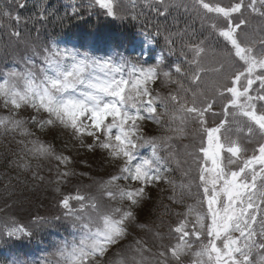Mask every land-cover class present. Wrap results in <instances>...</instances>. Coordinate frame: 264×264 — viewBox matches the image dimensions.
Returning <instances> with one entry per match:
<instances>
[{
	"label": "snow or ice",
	"instance_id": "obj_1",
	"mask_svg": "<svg viewBox=\"0 0 264 264\" xmlns=\"http://www.w3.org/2000/svg\"><path fill=\"white\" fill-rule=\"evenodd\" d=\"M156 2L165 13L168 11L165 0ZM95 3L108 15L117 14L115 0ZM145 3L151 5L152 0ZM24 6L18 3V7ZM194 7L203 11L202 19L212 14L223 21L213 20L209 27L230 45L220 51L213 67L203 62L208 51L203 40L186 45L191 54L190 60L185 56L190 70L176 65L175 72L187 77L194 87L173 79L171 72H162L159 64L145 67L124 56H96L56 43L43 47L42 55L33 46V55L41 56L43 61L38 69L28 58L22 70L13 68L0 77V107L8 110L0 115V130L35 137L18 141L27 155L54 158L66 168L71 163L70 156L57 154L51 143L29 129L31 122L41 130L57 126L70 129L81 147L105 149L121 161L117 174L98 185L104 198L119 204L105 205L97 195L77 190L75 195L59 199V215L36 216L29 222L31 226L9 217L0 224V243L5 238H32L35 230L67 222L77 235L62 241L53 259L34 264H185V259L187 264H264V24H251L253 15L264 20V0H229L227 4L223 0H194ZM5 20L19 22L20 17L2 9L0 27L5 26ZM11 34L20 37L18 31ZM213 55L217 56L215 50ZM208 73L216 78L205 84L203 78ZM161 75L165 83L177 85L167 97L153 95L150 87ZM226 94L229 98L222 109L224 119L209 126L207 115H216V98ZM25 108L37 115L20 117ZM40 113H46V118H38ZM145 120L167 125V130L178 136L187 135L190 124L198 125L192 133L198 138V146L188 153L193 157L197 180L177 184L166 175L167 162L158 154V148L161 141L172 137L143 135L141 122ZM241 133L247 137L244 142ZM254 137L259 139L249 154L246 144ZM86 138L92 143L86 144ZM145 145L151 146V158L137 161L136 153ZM169 156L180 165L174 154ZM21 159L24 162L18 166L29 169L31 161ZM190 171L183 175L188 177ZM71 175V170L59 172L58 182ZM160 182L172 186L169 198L176 203H183L185 194L196 197L195 203L186 205L185 212L177 213L183 219L171 229L177 234L175 243L164 244V235L159 231H153L154 240L159 242L155 252L142 238L123 243L136 223L135 209L145 199L146 188ZM193 186L196 193L192 192ZM55 191L60 192V187Z\"/></svg>",
	"mask_w": 264,
	"mask_h": 264
},
{
	"label": "trees",
	"instance_id": "obj_2",
	"mask_svg": "<svg viewBox=\"0 0 264 264\" xmlns=\"http://www.w3.org/2000/svg\"><path fill=\"white\" fill-rule=\"evenodd\" d=\"M131 1L134 8L131 12L126 14L116 12L115 16H110L89 0H0V10L8 9L13 16L20 17L19 22L5 20V26L0 27V77L13 68L22 70L28 58L35 61L37 69L42 66L41 56L33 55V46L37 52H41V55L42 48L52 43L71 44L82 52L88 51L96 56L112 50L127 53L125 49L133 41L139 29L156 32L159 35L157 42L161 48L170 40L171 44L168 45L171 46L173 53L170 60L178 63L184 70H190V65L185 59V56L188 60L191 59L187 44L201 40L206 46H216L218 43L206 22L208 18L202 19L203 12L192 6L183 4L182 8L170 7L165 13L156 0H152L151 5L146 4L145 0ZM18 3H24L25 6L18 7ZM73 8L76 9L75 12ZM157 8H160V12L156 11ZM187 8L189 10H186ZM133 12L138 19L133 18L131 15ZM252 19L261 25L264 24V20L257 15H253ZM13 31H18L20 37L13 36L11 34ZM175 79L183 80L186 86L190 83L187 77L180 74H177ZM213 112L216 115H207L209 126L219 123L224 116L222 110L213 109ZM5 113L6 110L0 107V115ZM197 127L195 123L190 124L187 133L192 134L193 129ZM170 133L165 127L162 133L159 131L154 136L161 137ZM14 142H16L15 138L8 134L0 137V199L14 195L13 199H20L22 205L29 206L37 198L39 200L43 197L44 187L40 181H37L32 170L22 169L17 164H9V151L17 148ZM182 145L184 144L174 143L171 140L161 141L159 146L162 148L161 157L164 158L172 149ZM197 146L196 140L193 142V149ZM192 161L191 156L186 165L193 167L194 171L195 165ZM175 166L177 167L176 163ZM184 170L185 167L181 173L176 174L180 179L176 183H180L185 178L182 177ZM193 171H191L192 177L195 174ZM176 191L179 193L178 189ZM172 194L173 191L170 189L164 195L159 192L155 197L153 196V204L146 207L147 213L150 212V226L168 229L170 216L175 211L172 206L174 201L169 198ZM185 204L186 201L184 206ZM40 206L38 202L33 207ZM176 209H179V205ZM38 237H42V234L34 232L32 238Z\"/></svg>",
	"mask_w": 264,
	"mask_h": 264
},
{
	"label": "rangeland",
	"instance_id": "obj_3",
	"mask_svg": "<svg viewBox=\"0 0 264 264\" xmlns=\"http://www.w3.org/2000/svg\"><path fill=\"white\" fill-rule=\"evenodd\" d=\"M91 1L95 2V0H91ZM175 1L178 3L187 4L189 6L191 5L194 6V0H175ZM227 1L228 0H223V3L225 4ZM115 3H116V12L119 14H123V13L126 14L134 9L132 4L133 2L131 0H115ZM165 3L168 4L170 7L172 6L173 2L172 0H166ZM132 14L133 13H131V15ZM203 15H201V17H203ZM208 19L211 21L216 20L218 23L221 24L223 23L222 20H218L212 14H209ZM138 39L139 40L137 42V50H136L137 52L144 53L147 51V49L153 48L152 37L147 35H141L138 37ZM216 54L218 56L217 52ZM109 55H113L117 58L119 56H124L128 60L134 63L142 64L145 67L152 66L148 63L140 61L139 58L130 57L127 54H123V53L115 54V52H112ZM103 56H108V54L105 53V55ZM217 56L213 55L212 50H208L203 59L205 66L207 64L214 65L215 59L213 58ZM159 66L162 72L172 71L171 66L163 67L162 62L159 63ZM215 78L216 77H214V79ZM203 79L205 84L209 82L206 81L205 77ZM187 86L194 87V85H191L190 83H188ZM150 87L153 90V95L159 93L162 97H167V95L170 92H175L177 89V86L174 83H165L163 75H161L160 78ZM201 87H204V84H202ZM253 87H255V84L253 85ZM252 94H256L255 91H253ZM158 110H162V109L158 108ZM7 111L8 110H6V113L4 115L7 114ZM33 115H37V114L31 108H25L20 111V117L26 119L30 118ZM46 116H47L46 113H40L38 118H46ZM231 121H232V117H231ZM141 124L143 128V135L145 136H154L159 131L162 133V130L165 127H167V125L157 124L154 120H145L141 122ZM28 127L32 132L35 133L36 136L40 137L42 140L46 142L51 143L54 146L57 154L62 153L65 156H70L71 163L68 164L66 168L64 164H62L61 162L57 161L54 158H47V159L32 158L30 155H27L23 151V145L21 144L19 145L18 143L14 142L13 144L17 147V149L9 151L8 154L9 164L10 165L22 164L24 161L23 159H21V157L30 160L31 167L29 168V170H32V172L35 173L37 177V181H40V184H43L42 185L44 187L42 192L43 197L40 198L39 200L37 198L34 202H31V205L29 206L22 205L20 199H13L12 197H14V195H12V197L8 196L0 199V224H3V222L7 221L9 217H14L18 222L29 225V222L36 216L59 215L61 213V208L58 206L59 199L64 195H75L77 190H79L82 193H91L93 195H97L98 197H100L102 203L105 205H108L109 203L113 205L119 204V202H110L106 198H104L102 196V193H100L99 191L98 185L100 182L107 180L110 175L117 174L121 161L112 158L108 154V151L105 149L96 147L93 150H89L87 147H81L80 141L72 137L70 129L65 130L62 127L57 126L54 129L46 128L41 130L38 126L32 124L31 122H29ZM232 127L234 129L235 125H232ZM2 133H7V132L0 130V137ZM13 135L18 137L19 140H25V141L35 138V137L21 136L19 132H15L13 133ZM232 135L233 136L236 135L235 131H233ZM166 136H171L172 137L171 141H173L174 143L177 142L178 144H184L182 146L172 149L168 153V155L164 156V159L167 162V167L169 169L166 175L169 176L171 179L177 181L180 179L176 177V174L178 172L181 173L184 167H185L184 171L188 170L189 168H191V171H193V167L187 166L186 163L189 161L191 157L188 155V153L194 151L193 142L196 140L198 141V138H194L193 134L191 133H188L185 136H178L175 133L171 132ZM240 139L241 142H244L247 139V137L243 133H241ZM85 143L86 144L92 143L91 138H86ZM246 146L248 147L249 152H251V150L254 148L253 142L246 144ZM161 150L162 148L159 147L158 154L160 156H161L160 154ZM170 153L174 154V156L180 160L179 166L177 167L175 166V162L169 156ZM151 155L152 153L149 154L148 158H151ZM145 157L146 156H143L141 154V151H137L136 153L137 161ZM65 170H71L73 175L66 177L64 179V182H58V173L63 172ZM191 171H190V176L188 177H185L182 173V177H185L183 179L184 183H187L189 179L197 180L198 174L196 171V166L193 171V173H195L193 177L191 175ZM41 177L43 179H41ZM120 183L124 185L128 184L127 181H121ZM57 186L60 187V192L55 191ZM132 186L135 187L136 185L133 184ZM170 189H172L173 191L172 186L165 182L148 185V187L146 188L145 199L135 209L137 216L136 223L131 226L130 229L131 234L123 243L128 244L131 243L135 238H142L147 242L148 246L153 249V252H155L157 251L159 242L154 240L153 231H159L164 235V240H163L164 244L175 243L177 234L172 232L171 229L175 227L180 220L183 219V216L177 215V213L185 212L186 205L195 203L196 197L185 194L183 203H176L173 200L174 203H172V206L174 207L175 211L170 216L171 220L168 229H161L159 226L156 227L152 225L150 226L149 225L150 212L147 213L146 210L147 206L153 204V196L155 197L159 192L162 195H164ZM192 192L193 193L197 192V188L195 186H193ZM185 201L186 204L184 206ZM38 202H40L41 206L39 208L33 207ZM124 203L125 205L127 204V202ZM178 205H179V209L177 210L176 206ZM137 224H146L148 225V227L140 228L136 226ZM44 228H47L44 229L43 234L47 239L45 242L48 244L35 245L38 247L37 249L35 250L32 249L29 252L28 255L29 261H26L25 259L18 256H4L5 255L4 254L3 256L6 257L7 259L4 261H1L0 259V264H10V262L12 261H23L25 262V264H34V262L43 261L46 258L53 259L54 254L60 243L65 240L70 241L74 235H77V233L74 232V230L70 227V225L67 222L57 223L55 227H44ZM65 229H67L66 234L59 232V230H65ZM37 231L38 230H35L34 232ZM66 237H68V239H66ZM5 240L8 239L5 238Z\"/></svg>",
	"mask_w": 264,
	"mask_h": 264
}]
</instances>
